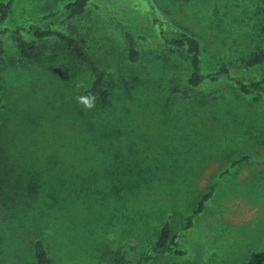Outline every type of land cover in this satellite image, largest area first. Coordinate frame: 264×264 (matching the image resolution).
Listing matches in <instances>:
<instances>
[{
	"label": "rangeland",
	"instance_id": "rangeland-1",
	"mask_svg": "<svg viewBox=\"0 0 264 264\" xmlns=\"http://www.w3.org/2000/svg\"><path fill=\"white\" fill-rule=\"evenodd\" d=\"M69 1L13 0L0 25V264H34L38 238L52 264H113L115 252L121 264H246L264 251V92L235 83L264 77V62L248 65L264 52V0H90L71 23L109 73L107 110L85 97V67L71 75L54 48L26 60L10 38L21 28L54 47L29 27ZM175 28L200 38L204 74L231 76L189 86L185 56L158 37ZM166 223L173 251L148 259Z\"/></svg>",
	"mask_w": 264,
	"mask_h": 264
},
{
	"label": "trees",
	"instance_id": "trees-1",
	"mask_svg": "<svg viewBox=\"0 0 264 264\" xmlns=\"http://www.w3.org/2000/svg\"><path fill=\"white\" fill-rule=\"evenodd\" d=\"M89 2L90 0H71L64 4L62 8L46 13L39 23L30 25L29 31L33 33L35 38L42 41L54 39V47H50L47 44H37L35 41L29 40L22 34L21 28L12 30L10 38L21 57L26 60L41 62L44 60L46 50L54 48V54H56L54 56L62 55L64 59L63 64H60V66H67L71 75H76L78 73V71H76L78 67H85L90 75L89 86L84 91L85 97L92 102L98 100V104L102 109L107 110L111 108L113 104V92L109 83V73L89 53L86 47V39L78 34L77 26L71 23L73 18L86 11ZM12 3L13 0L7 3H0V25L5 21ZM57 22L67 24L68 30L56 27L55 25ZM156 22L159 23L157 20ZM123 33L128 60L131 62H138L141 59L142 50L138 47L137 38L128 29H124ZM158 37L162 40L163 45L171 50V54L178 52L185 56L188 62L186 80L189 86L199 87L203 85L204 81L217 82L223 77L231 76V71L226 66H221L217 71L204 74L202 71L201 41L196 35L184 29L175 28L169 30L160 29ZM4 47V39L0 36V50ZM54 60L62 61V59L58 57H56V59L54 57ZM263 62L264 52L262 51L251 56L248 60V65L252 66ZM167 63L173 66L171 67L172 69L179 66V64H172L171 57L166 58L165 65H167ZM71 65L74 66L70 67ZM166 67H168V65ZM167 74L168 73H166V75ZM235 83L238 85V89L244 94H260L264 92V77L262 79H253L250 81L235 80ZM1 90L2 76L0 74V104L2 102ZM6 181L4 156L0 150V205L5 197ZM211 194L212 190H209L202 196L195 212H200L204 208L205 202ZM171 232L170 225L166 223L148 259L152 258L155 253H166L173 249L174 240ZM33 251L34 264H52V259L43 239L38 238L36 240ZM113 259V264H121L125 259V253L115 252L113 253ZM246 264H264V251L252 253Z\"/></svg>",
	"mask_w": 264,
	"mask_h": 264
}]
</instances>
